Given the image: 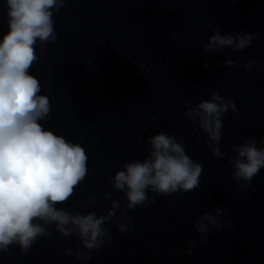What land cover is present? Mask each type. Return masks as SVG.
Segmentation results:
<instances>
[{
    "label": "clouds",
    "instance_id": "clouds-1",
    "mask_svg": "<svg viewBox=\"0 0 264 264\" xmlns=\"http://www.w3.org/2000/svg\"><path fill=\"white\" fill-rule=\"evenodd\" d=\"M6 5L9 30L0 39V252H8L11 245H16L22 253H27L38 238L52 235L49 229L54 226L65 238L76 236L82 248L74 254L69 248L64 254L87 261L89 252H99L106 242H111L112 235L104 227L106 223L116 217L114 227L127 232L132 223L130 210L137 206L147 208L157 195L168 197L197 189L203 165L186 153L182 141L159 132L146 141L151 146L148 156L143 161L125 162L123 170L117 171L110 182L112 189L124 193L123 208L111 192L103 197L111 204L104 215H97L95 210L81 214L57 208L84 181L88 156L79 143L55 134L40 123L50 115L51 105L46 95L39 94L41 84L29 69L38 60L37 44L43 50L57 40L53 13L64 7L65 0H6ZM256 38L248 33L222 35L217 28L203 48L208 53H221L225 48L241 51ZM220 63L235 65L233 60ZM204 66H209L207 60ZM254 66H258V61L249 60L245 64L249 70ZM209 93L208 99L195 105L186 103L184 116L206 134L205 144L212 155L224 159L225 152L219 147L223 116L229 110L235 113L236 105L214 88ZM259 144L255 137H249L234 146V156H228L231 178L239 188L251 184L264 168V136ZM148 192L154 194L151 199ZM95 199L91 197L89 203H95ZM226 211V206L221 205L213 212H204L195 221V231L203 240L212 229L219 231L222 223H228L220 221ZM195 247L196 243L190 242L182 251L191 255Z\"/></svg>",
    "mask_w": 264,
    "mask_h": 264
}]
</instances>
